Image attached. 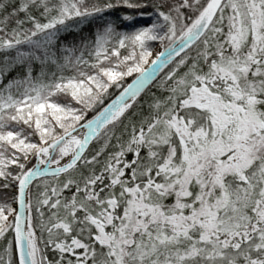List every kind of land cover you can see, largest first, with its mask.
I'll return each instance as SVG.
<instances>
[{"label": "snow or ice", "instance_id": "snow-or-ice-1", "mask_svg": "<svg viewBox=\"0 0 264 264\" xmlns=\"http://www.w3.org/2000/svg\"><path fill=\"white\" fill-rule=\"evenodd\" d=\"M0 264H264V0H0Z\"/></svg>", "mask_w": 264, "mask_h": 264}, {"label": "trees", "instance_id": "trees-1", "mask_svg": "<svg viewBox=\"0 0 264 264\" xmlns=\"http://www.w3.org/2000/svg\"><path fill=\"white\" fill-rule=\"evenodd\" d=\"M131 80H132V78L130 77V78H128V80H127V83H131ZM115 91V90H114ZM116 94H118V92L116 93ZM107 102H110V101H106V103Z\"/></svg>", "mask_w": 264, "mask_h": 264}, {"label": "rangeland", "instance_id": "rangeland-1", "mask_svg": "<svg viewBox=\"0 0 264 264\" xmlns=\"http://www.w3.org/2000/svg\"><path fill=\"white\" fill-rule=\"evenodd\" d=\"M157 48L159 49V45H157ZM13 207H16V205H15V204H13ZM10 219H11V217H10Z\"/></svg>", "mask_w": 264, "mask_h": 264}, {"label": "water", "instance_id": "water-1", "mask_svg": "<svg viewBox=\"0 0 264 264\" xmlns=\"http://www.w3.org/2000/svg\"><path fill=\"white\" fill-rule=\"evenodd\" d=\"M15 205H16V207L18 208V203H16Z\"/></svg>", "mask_w": 264, "mask_h": 264}]
</instances>
